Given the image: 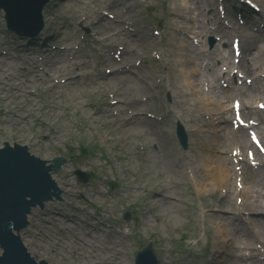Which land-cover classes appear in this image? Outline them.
Listing matches in <instances>:
<instances>
[{"label": "rangeland", "instance_id": "obj_1", "mask_svg": "<svg viewBox=\"0 0 264 264\" xmlns=\"http://www.w3.org/2000/svg\"><path fill=\"white\" fill-rule=\"evenodd\" d=\"M252 1L257 4L258 11L255 12L256 14L251 11L249 14H244L247 22L242 27L243 29L236 32L232 31L233 34L226 37V42L219 43V37L214 34H207V37L200 36L199 40L203 39L204 42L201 47L208 50L205 56L201 57L202 60L210 61L219 68L221 60L213 58L210 50L216 46L222 48L227 45L230 46V41L234 35L243 36L246 34L264 38V0ZM110 3L113 4L112 7ZM197 3H203L215 10L217 0L189 1L192 8ZM226 4V8L230 11L228 17L236 25L238 23L236 13L237 11L243 12L241 9L243 7L239 5L238 0H226ZM236 4L238 7L234 8ZM177 5L178 2L175 0H81V2L78 0L65 2L64 0L56 2L46 9V12L52 16V21H45V30L50 28L51 32L57 35L56 39L65 40L69 51L54 56H52L51 49L41 52L42 46L28 49L27 44L19 42L4 31L0 20V50L7 51L6 54L0 53V68L6 65L12 67L5 72L1 71V73L56 74V79H65L61 77L62 74L70 76L67 82L55 83L53 89H50L51 84L44 86L35 81L34 85L31 86V95L27 91L21 100L15 101L14 105H6L9 109L4 114H0V127L6 133L5 138L28 144L33 152L43 158H51L58 154H64L67 157L73 155L72 159L65 165L63 173L59 174L68 189L66 193L88 190L87 186L84 188L77 186L79 183L73 175L74 166L89 172L97 171L98 178L94 180L92 185L106 184L110 186L109 183L114 181L113 177L119 180L120 201L117 199L112 201L113 209L110 214L117 217L120 211V231L122 234L126 231L130 233L128 238L125 235L119 238L123 264H129L131 251L134 254L142 246L136 243L144 236H155L154 240L164 247L160 255L170 260L171 264H215L214 258L209 261L199 254V250L205 242L204 237L198 239L199 242L196 245L189 243L191 254H186L187 250L174 249L172 244L174 240H180L179 232H182L191 223L199 225L204 218L209 222H212L211 219L216 221L224 219L227 225L236 229L243 225L242 218L233 216L231 211L234 210L227 206V201L221 198L218 191L213 194H209V188L197 191L193 180L187 175L185 168L187 165L192 166L189 162H194L198 167L206 157L204 152H198L201 143L193 137V140H190L188 150L182 151L174 136L176 119L171 120L169 118L171 111L173 109L175 113L184 116L185 109L179 101L182 89L177 88L173 96L165 85V74H173L174 72L170 70V67L174 59L172 53L175 50L176 39L181 38L187 41L185 34L180 33L179 26L192 25L189 19L191 13L189 14L186 9H176ZM106 7L115 15L114 20H109L101 13V10ZM205 12L207 13V11ZM192 13L196 14L197 12L193 10ZM116 15L117 21L114 22ZM204 18L205 14H202L197 21L198 25H203V20L204 23L207 22V19ZM121 19L132 23L129 29H124ZM113 22L114 24H112ZM81 26H86L89 29L94 28L93 35L89 36L90 34L86 33L87 37L82 40L84 30ZM256 27L257 30H254ZM120 29L131 39L130 42L136 44L131 53L127 52L128 60L132 61L136 56L143 57L142 64L135 66L134 71L130 74H143L145 78L137 81L133 86L136 87L138 96H147L149 107H154L147 112L163 117L160 122L145 116L139 117L145 118L146 121L133 119L131 122H126V119L131 116L125 109L123 112L122 103L111 106L105 98L106 93L110 92L120 101L122 91L120 83L106 84L107 90L101 85L94 86L97 84L98 78L102 74H106L102 71L111 66L110 63L105 64L107 60L104 58V51L107 52L106 55H109V51H115L118 45L126 46L125 43L128 42L118 32ZM155 29L160 31L159 35L154 34ZM263 38L262 41H264ZM2 40L3 43H1ZM259 49L260 47L257 52ZM262 49H264V43ZM151 52L159 53L163 57L162 60L150 58L149 53ZM42 53L48 54V57L38 60L37 56ZM262 53L259 59L263 63L261 65L264 66L262 59L264 52ZM72 56L74 57L72 58ZM25 60H29L27 68L24 67L23 63ZM123 62H125V56H123ZM175 69L179 71L181 67L177 66ZM167 80L169 81L168 76ZM170 82L173 83V80L170 79ZM129 89L131 90V88ZM166 92H169L171 96L169 103L165 100ZM90 102L95 103L96 107L100 109H93ZM48 105L54 106L56 110L52 111ZM49 115L52 117L48 118ZM204 119L208 123L205 117ZM91 120H98L97 129L91 125ZM198 120L192 122V125L201 131L207 129L204 125L200 126ZM18 121H21L20 124H17ZM209 127L211 129V125ZM142 130L145 134L137 137L136 134ZM56 131L63 133L62 138L53 139L48 136L49 140H44V135H50ZM142 140H144L143 143ZM146 140H150L152 145L146 146ZM76 141L99 144L98 146H102L106 151L107 158L105 159L104 154L95 152L81 159L80 149L78 150L75 145ZM70 143L73 145L66 148V145ZM231 145V143H227L223 147L222 152L225 157H228ZM148 154H150L149 160L146 159ZM212 154H214L213 148L208 155ZM76 155H80V158H76ZM221 160L224 166L231 171L230 162ZM110 162L111 168L107 167ZM210 168L213 170L214 166L210 164ZM197 179L200 181V177ZM162 184L166 186L163 193L167 194L165 196L169 200L165 199L162 203L158 202L155 204L158 208L153 209L151 196L156 195ZM115 186H117L115 190L119 191L118 185ZM130 186L133 187V190L129 188ZM223 188L227 190L225 198L228 199L232 196L234 199L232 193L233 176H231L230 185L225 186L224 184ZM125 193L127 196L124 195ZM85 201L82 198L78 202L85 203ZM130 204L139 206L141 216L136 221L132 219L125 223L121 221V214ZM188 204H197L199 207L198 212L194 213V217L188 216ZM218 204H222L224 209L219 211L213 207V205ZM68 205L75 207L78 206V203L69 197V199L54 204L58 210H62L67 215L66 208ZM206 207L209 210L207 216L199 218ZM133 212L136 216L139 214L137 208H133ZM245 212L253 211L248 209ZM145 215L151 216L150 221L152 223L146 228L143 226L148 225L147 222L142 221ZM212 215H217V217L213 218ZM46 217L50 220L55 218L52 214ZM40 219L39 210H35L26 234H21V236L24 235L23 239L35 257L43 255L53 261L65 262L66 264L69 262L84 264L83 261H79L75 257L76 252L72 247L74 243L69 244L62 251H58L56 242L60 240L59 236H40L41 226L44 227L42 225L43 220L40 221ZM245 220L247 219L245 218ZM71 225L75 229L87 231L80 223ZM186 237L194 238L196 236ZM84 239L91 240L87 237ZM175 247L188 248L184 242H176ZM81 249L89 252L84 246ZM51 250H56L57 253L52 254L50 253ZM160 250H162L161 247H159ZM164 257H162L163 264L165 263ZM98 262L108 264L102 260V255L98 256ZM256 264H264V262H256Z\"/></svg>", "mask_w": 264, "mask_h": 264}, {"label": "water", "instance_id": "obj_2", "mask_svg": "<svg viewBox=\"0 0 264 264\" xmlns=\"http://www.w3.org/2000/svg\"><path fill=\"white\" fill-rule=\"evenodd\" d=\"M31 161L29 163L19 150L0 152V244L6 249L0 257V264H29L27 254L18 241V230L11 233L10 228L15 221L17 226L23 225L29 205L40 201L44 193L43 182L47 183L44 169L33 166ZM25 195L32 198L28 204L23 202Z\"/></svg>", "mask_w": 264, "mask_h": 264}, {"label": "bare ground", "instance_id": "obj_3", "mask_svg": "<svg viewBox=\"0 0 264 264\" xmlns=\"http://www.w3.org/2000/svg\"><path fill=\"white\" fill-rule=\"evenodd\" d=\"M12 1L19 8H24L26 5H28L31 8H35L38 0H12ZM176 1H181V0H176ZM189 1L185 4V7H186L187 12L191 13L192 8L189 5ZM195 5H197V9H196L197 14L195 15L194 19L198 15H202L203 12L206 10L203 3H197ZM208 15H210V17L213 18V20L215 21V19H216L215 12L211 11ZM186 28L188 29L189 27L183 26V29H186ZM202 32H206V31L201 30L200 33H202ZM213 32H216L217 35L226 36V33L228 31L223 29V27L215 21L214 27H213ZM246 40L247 41H245L243 44V50L251 53V51L253 50V47H254V43L248 39H246ZM175 44L178 45V51L181 50V53L178 54L176 57H174V59L172 60V66L170 67V70L174 71L173 74H183L184 77L188 81V85L190 86V83H191L194 86L195 83H193V81L191 79V74H200L201 71H204L206 69V68H202L201 63L197 62V60L199 59L198 57L205 55L206 51H203L202 53L199 51H196L197 47H194L193 45L187 46L185 44L184 40H182V39H179V43L175 42ZM240 48L241 47L239 46V50H240ZM192 52L194 55L191 54ZM240 53H242V51ZM213 54H215L220 59L229 61L230 60V47L228 46V47L224 48L223 50L216 49V52L214 51ZM250 57H251V63L252 64H250L246 70L248 72L250 71V73L252 74L254 72V69L257 68L256 65L258 63H260L259 62L260 59L258 57H254L252 55H250ZM239 64H241L240 68L244 69L243 64L242 63H239ZM177 66H180L181 70L177 71L175 69ZM188 66H190L191 69L188 68ZM205 67H207V65H205ZM218 72L219 71L216 70V71H211L209 73L210 82H213L216 80ZM202 85H203V81L201 82V89H202ZM199 93L194 92L192 89H190V91L186 94L191 96V99H193V102L201 100V99H205L208 103L213 104V105L215 104V101L209 96L208 92L203 93L205 98L201 97L199 95ZM205 109H206L205 112H207L208 114H211V115H216L218 119L224 118L225 123L227 124V120H228V116H229V109L228 108H226L222 104H220L219 106L214 107L210 110L208 108H205ZM45 136L47 137V135H45ZM217 168L218 169L216 170V172L219 173V177L221 180H224L225 175H230L229 172H225V169L223 168V166L221 164H218ZM262 186H264V184H262ZM261 205H263V203H261V202H252L249 205V207H251L252 209H257V207L261 206ZM56 214L60 215L62 213L57 212ZM58 223H59V233H60L59 236H66V235L71 236V240H72V237H73V240H76V239H78L77 236H81L80 234L74 232L72 229H69V227L66 224L59 222L58 218L56 217V224H58ZM249 228L251 229V228H258V227L251 226ZM220 230L224 231L226 234H234V233H238L239 231H243V230L237 231L234 228H229V227L224 226V225L218 226V231H220ZM262 231L264 232V226L262 227ZM14 232H17V230H14ZM245 232L249 233V230H246ZM256 233H260L259 228H258V230H256ZM20 239H21V236H19V240ZM93 239H94L93 244H92L93 248L98 247L100 250H102L103 247H107V248L115 247L117 249H120V245L117 244V239L115 236H112V235L105 236V235L95 234V235H93ZM71 240H69V241H71ZM75 246L80 248L79 243L75 244ZM3 249H4L3 246L0 244V251ZM119 255H120V253L118 251H116L114 254V256H115L114 260L116 261V264H120L119 263V261H120ZM41 261L42 260L40 257L36 258V262H41ZM95 264H101V263L97 262ZM229 264H236V263L230 262Z\"/></svg>", "mask_w": 264, "mask_h": 264}]
</instances>
